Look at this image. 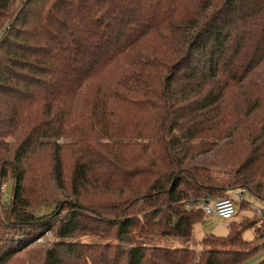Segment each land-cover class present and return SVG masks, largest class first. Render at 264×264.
Here are the masks:
<instances>
[{"label": "trees", "instance_id": "16d2710c", "mask_svg": "<svg viewBox=\"0 0 264 264\" xmlns=\"http://www.w3.org/2000/svg\"><path fill=\"white\" fill-rule=\"evenodd\" d=\"M8 177L0 264L242 262L259 230L237 220L201 249L122 241L189 238L186 201H264V0H0V191ZM81 228L110 243L72 242Z\"/></svg>", "mask_w": 264, "mask_h": 264}, {"label": "rangeland", "instance_id": "374dc122", "mask_svg": "<svg viewBox=\"0 0 264 264\" xmlns=\"http://www.w3.org/2000/svg\"><path fill=\"white\" fill-rule=\"evenodd\" d=\"M62 140L58 141L61 142ZM12 192V179L8 177L6 181L2 184V189L0 195L2 200H8ZM89 193L86 195L88 198ZM65 197L63 195L59 196L58 199L62 201ZM244 200L238 203V208L236 214L227 220L221 219L215 215L203 216L200 220L195 222L191 229V236L189 238H181L174 236H146L138 237L137 235H132L131 238L126 237L122 243L125 244H136L144 243L147 245L163 246V247H190L194 249H201L204 246L201 244L200 240L207 236L208 234L223 235L228 231V223L232 220L239 221V224L244 229L242 230V237L245 240H252L255 236V231L258 229V240L255 243L249 245L251 249L259 247L257 251L248 255L242 262L238 264H264V220L255 217L253 207H259L264 209V201L253 196L251 193L245 194ZM54 202H45L33 210L36 214L48 213L54 209ZM82 210V208H80ZM261 218V217H260ZM247 227V228H245ZM255 229V230H254ZM110 237L106 231L98 229L81 228L72 238V242L75 243H90V244H107L110 243ZM57 241L56 235L53 230L43 231L42 235L31 245L28 249L30 254L37 249H42L44 251L50 245ZM26 256V251L16 255V257L9 264H17L19 261L23 260ZM40 264V263H39Z\"/></svg>", "mask_w": 264, "mask_h": 264}, {"label": "built area", "instance_id": "2783aa9c", "mask_svg": "<svg viewBox=\"0 0 264 264\" xmlns=\"http://www.w3.org/2000/svg\"><path fill=\"white\" fill-rule=\"evenodd\" d=\"M250 193L246 187L232 189L226 196L215 199L199 198L195 201H186L184 208L187 210H199L203 216L215 215L221 219L232 218L238 208V203L245 201V194ZM246 202V201H245ZM254 214L264 218V209L253 207Z\"/></svg>", "mask_w": 264, "mask_h": 264}]
</instances>
